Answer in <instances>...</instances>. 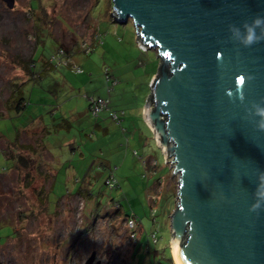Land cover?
<instances>
[{
    "label": "rangeland",
    "instance_id": "374dc122",
    "mask_svg": "<svg viewBox=\"0 0 264 264\" xmlns=\"http://www.w3.org/2000/svg\"><path fill=\"white\" fill-rule=\"evenodd\" d=\"M29 1L15 0L9 9L0 0V264H85L93 252L92 264H156L145 250L152 232L158 242L151 248L170 247L178 176L144 120L133 116L150 94L158 54L140 45L131 20L114 22L111 0H41V11L37 1L31 11ZM59 46L75 69L63 63L43 72ZM31 57L32 72L43 76L25 84L23 110L6 112ZM90 98L104 103L96 116L87 109ZM60 118L69 131L47 126ZM43 125L53 133L44 135ZM134 129L147 134L145 146L138 148ZM16 135L19 145L36 151H18ZM125 215L139 223L134 249Z\"/></svg>",
    "mask_w": 264,
    "mask_h": 264
},
{
    "label": "water",
    "instance_id": "95a60500",
    "mask_svg": "<svg viewBox=\"0 0 264 264\" xmlns=\"http://www.w3.org/2000/svg\"><path fill=\"white\" fill-rule=\"evenodd\" d=\"M111 3L159 58L142 117L178 176L173 263L264 264V0Z\"/></svg>",
    "mask_w": 264,
    "mask_h": 264
},
{
    "label": "trees",
    "instance_id": "16d2710c",
    "mask_svg": "<svg viewBox=\"0 0 264 264\" xmlns=\"http://www.w3.org/2000/svg\"><path fill=\"white\" fill-rule=\"evenodd\" d=\"M32 1H37V4L39 5V9L38 10H40V8L42 9L41 2H40L41 0H30L29 1L30 2L29 5H30L31 11H37V10H34L32 8V4H31ZM51 24H52V22L51 21H48V25H50V27H51ZM40 27L41 26L37 27L36 29L39 30ZM36 29H35L34 36H35V42L37 44L38 43V40L40 38L36 35V31H37ZM95 38H96V35L94 36V38L92 39V41L90 42V44L87 43L84 46V48H86V49L83 50L82 52H84L86 55H89L92 52V48L91 47H92V44H93ZM56 54H57L56 56L55 55H52L53 57L50 60V64H47L46 62H44L43 72L44 71L46 72L50 68H52L53 70H55L54 68H57L59 65H63V63L65 64V66H68L69 68H73L72 67L73 65H71V63L69 62L70 57L68 56V51L67 50H65V49L61 48V46H59L57 48ZM34 63H35V59H34V57H31V59H29V61L24 64L23 70L25 72L26 78H25L24 81L20 82V84L18 85V87H16V90L13 92V94H11V96L9 97V99L7 100V102L5 103L4 108H5L6 112L9 111V110H16V111H19L20 112L21 110H23L25 108L24 93H23L25 84H27V82L30 81V80H32L33 83H37L42 78V76H43V73H40V74L37 75L36 73L32 72V67H33V64ZM76 68H79V67L76 66ZM73 69H75V68H73ZM97 100H101V98H97V99L90 98L89 101H88L89 102L88 103V106H87L88 107L87 109H88L89 113L92 114V115H95V116L98 114V112L97 111L95 112V110H94L96 108V101ZM111 116H114L115 118H117V121H120L118 114L112 113ZM1 117H3V116H1ZM60 120H61V123L58 124V125H56V126H49V125H47V126L48 127H53L56 131H57V129H61V128H65L66 131H69V129L71 128V125H70L69 121L68 120H65V119H62V118H60ZM47 126L46 125H43L44 128L41 129V131H42V133L44 135H48V134H52L53 133L51 131V129H49ZM55 127H58V128H55ZM96 127H98L99 129H101L99 125H96ZM106 132H107V130H106ZM16 142H17V144H16L17 145V148L16 149L18 151H27V152H31V151L32 152H35L36 151V149H34V147H32V146H29V145H19L18 144V135H16ZM39 147H43L44 148L43 145H41ZM16 160H17L18 163L23 162V159H22L21 156H17L16 157ZM155 167H156V164L153 165V167H151L152 174H155V172L153 171V169ZM108 169H109V171L111 170V168H110L109 165H108ZM110 177H113L112 173H110V175H109V177H108V179L106 181V183H108L109 185H111V183H110ZM158 182H160V181L158 180ZM42 192H43V190L39 191V194L38 195H39L40 202L44 206L45 205V197L42 196ZM81 197H83V196H81ZM174 197H175V195H173V198ZM83 199H86L87 200L88 197H83ZM114 202L115 201H113L112 203H114ZM114 212L115 213H117V212L119 213L118 209H115ZM151 214H152V212H151ZM124 217L129 218V219H132V220L135 221L134 228L127 229L128 230V233H129L128 235H129V237L131 239L130 242L132 244V249H134V247L136 245L135 242H137V237H138L137 235H138V232H139V229H138L139 223H138V220L136 219V217L133 216V215H125ZM153 228H154L153 229V231H154L155 230V226L154 225H153ZM11 232L14 233L13 231H11ZM151 238H152V243H149V246L147 245L146 250H145L146 254H148V255L152 254V257L154 259H156V261H157L156 264H160V261L161 260H166L168 262V264H174L173 263V260H172L171 253H170V250L171 249H170L169 245L167 244L166 247L161 248V249L151 248L152 244L155 245L158 242V238L156 237V235H155L154 232H152ZM135 250H136V248H135ZM166 250H167V252H166Z\"/></svg>",
    "mask_w": 264,
    "mask_h": 264
},
{
    "label": "crops",
    "instance_id": "0c3cea01",
    "mask_svg": "<svg viewBox=\"0 0 264 264\" xmlns=\"http://www.w3.org/2000/svg\"><path fill=\"white\" fill-rule=\"evenodd\" d=\"M154 74H152V76H153ZM152 76L150 77V78H152ZM150 80V79H149ZM148 80V81H149ZM148 81H147V85H148ZM151 81V80H150ZM150 88V87H149ZM149 92H150V89H149ZM149 97V96H148ZM147 100H148V98H147ZM147 100H146V102H147ZM144 106H146V103L144 104ZM137 112L134 114L135 116H133L134 118H139V119H143L144 120V118L143 117H141V116H143V107H141L140 109H137L136 110ZM144 122H145V120H144ZM146 123V122H145ZM144 124V123H143ZM147 125V123L146 124H144V126L146 127V130L148 131V135L149 136H152L153 137V140L155 141V136H154V133H153V131L150 129V127L148 126H146ZM134 134H139L138 135V139H139V142L137 143L138 144V148H140V146H145L146 145V139H147V134H143V133H139V130L138 129H134ZM133 134V135H134ZM136 140H137V138H136ZM156 142V141H155ZM129 143V142H128ZM130 144V143H129ZM133 145L135 146L136 145V143H133ZM145 149V148H144ZM153 171L155 172L156 171V167L153 169ZM156 182V185L159 187L160 185L162 186V185H164V181L163 182H158V180L157 181H155ZM166 186H167V191L169 192V182H167V184H165ZM166 188V187H165ZM169 194H170V192H169ZM153 196V195H152ZM174 199H175V207H176V196L174 197ZM175 207L173 206L172 207V209L174 210L175 209ZM173 210H171V212H170V214H169V216L171 215V213H172V211Z\"/></svg>",
    "mask_w": 264,
    "mask_h": 264
},
{
    "label": "built area",
    "instance_id": "2783aa9c",
    "mask_svg": "<svg viewBox=\"0 0 264 264\" xmlns=\"http://www.w3.org/2000/svg\"><path fill=\"white\" fill-rule=\"evenodd\" d=\"M76 70L78 71V70H80V69L77 68ZM102 108H104V103H103V101H102V100H97V101H96V108L94 109L95 112H96V111L99 112ZM164 160H165V158H164ZM127 224H128V229H132V228H134V226H135V221L132 220V219H129L128 222H127Z\"/></svg>",
    "mask_w": 264,
    "mask_h": 264
},
{
    "label": "clouds",
    "instance_id": "9594fccd",
    "mask_svg": "<svg viewBox=\"0 0 264 264\" xmlns=\"http://www.w3.org/2000/svg\"><path fill=\"white\" fill-rule=\"evenodd\" d=\"M257 23H258V21H257ZM253 40V36L252 35H249L248 36V41L249 42H251ZM242 83H243V77H240V79H239V81H238V84L239 85H242ZM160 149V148H159ZM162 152V151H161ZM166 163H168V162H166Z\"/></svg>",
    "mask_w": 264,
    "mask_h": 264
}]
</instances>
